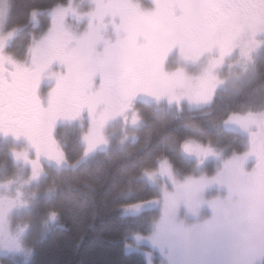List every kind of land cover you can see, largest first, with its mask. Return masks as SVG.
<instances>
[{
    "label": "rangeland",
    "instance_id": "rangeland-1",
    "mask_svg": "<svg viewBox=\"0 0 264 264\" xmlns=\"http://www.w3.org/2000/svg\"><path fill=\"white\" fill-rule=\"evenodd\" d=\"M228 2L241 7L236 10L226 9L219 18L225 21L226 26L230 24L238 29V41L219 63L210 66V59L219 57L215 48L193 60L185 58L179 47L174 46L164 59L163 66L166 71L182 70L185 76L190 77L172 91V94L180 96L178 103L175 100L169 102L167 94L157 99L154 95L140 92L138 96L131 98L130 107L100 123L105 108L115 111L121 106L122 102L114 90L111 103L97 105L92 113L85 107L77 117L57 118L52 125L50 140L41 138L39 151L24 135L14 137L11 133H0V145L8 149L16 166L15 173L10 177L0 172V264H17L28 260L33 251L27 241L30 233L35 231L39 238L53 222L54 218L49 216L38 229L32 226L31 216L36 200L47 193L42 192L39 187L46 175L45 170L60 171L67 166L62 149L66 139L79 133L83 154L80 162H84L108 148H122L126 143L134 141L135 132L142 125L139 104L152 106L156 110L172 107L177 111L183 107L200 110L211 106L219 92L232 93L252 78L255 60L264 50V30L255 33V40L260 43L250 55H245V41L251 34L247 18L258 11H264V4L260 0ZM132 3L142 10L156 7V0H132ZM61 8L75 10V14L73 11L64 13L62 26L54 22V13ZM94 8V0H70L68 4L50 9L46 13L47 26L38 35H30L25 56L20 58L7 50L9 46H13L12 39L18 33L16 30L7 31L4 23L10 9V0H0V52L24 66L34 68V61L39 62L46 58L45 54H49L51 47L63 38V30L73 37L69 41V47L75 46L77 40L89 30L90 18L84 13ZM111 19L113 18L109 16L104 17L106 27L100 29L102 39L95 44L96 53H103L105 41L112 43L117 39ZM114 19L119 23L118 16ZM32 23L38 25L35 14L32 16ZM95 23L93 20V24ZM201 27V22L197 21L193 24V31L198 32ZM0 68L4 69L0 75L11 79L8 72L13 65L7 59L0 62ZM209 70L214 79L211 86L204 89L206 99L190 101L182 95H196L200 90L198 78ZM65 71V66L53 59L45 74L40 77L36 91L42 105L47 106L49 92L56 84L55 77L48 73L63 74ZM100 84L101 75L97 72L92 76L90 91H97ZM227 121L228 124L243 125L246 129L241 152H224L210 144L187 141L182 145L181 153L187 164L192 165V171L182 173L164 158L156 163L154 169L143 173L142 179L158 193V198L152 205L156 212L142 221L144 233L136 232L129 236L130 242L125 245L126 253L141 256L146 264H264V225L257 215L260 209L251 193L250 185L241 184V194L234 193L229 198L228 185L223 182L229 177L240 176L236 169L238 157H243L241 166L244 173L257 170L258 160L264 157V107L252 113L232 114ZM89 136L99 137L92 147L86 139ZM49 144L54 149L53 156L45 154ZM185 144L189 145L190 151L185 150ZM197 145L211 147L212 152L206 155L198 152ZM32 161L36 162V166ZM205 179L211 182L205 183L198 193V205H190L187 195L190 184L201 183ZM173 199L177 203L175 211L171 212L168 209ZM213 201L217 202L215 211L212 207Z\"/></svg>",
    "mask_w": 264,
    "mask_h": 264
},
{
    "label": "trees",
    "instance_id": "trees-1",
    "mask_svg": "<svg viewBox=\"0 0 264 264\" xmlns=\"http://www.w3.org/2000/svg\"><path fill=\"white\" fill-rule=\"evenodd\" d=\"M69 2L10 0L5 27L19 31L7 48L9 53L23 58L30 35L47 26L46 13ZM34 14L37 27L32 23ZM254 67L251 79L232 93L219 92L204 109L156 110L139 104L142 125L134 141L122 148L111 147L80 162L79 133L66 139L62 149L67 166L60 171L45 168L39 187L47 193L36 200L31 216L32 226L38 229L49 216L54 220L39 238L35 231L30 233L32 255L17 264H146L141 256L125 252L129 236L144 233L142 221L156 212L152 205L158 193L142 179L143 173L164 158L182 173L192 171L181 153L187 141L241 152L246 129L227 120L232 114L264 107V50ZM15 171L8 149L0 145V172L10 177Z\"/></svg>",
    "mask_w": 264,
    "mask_h": 264
},
{
    "label": "snow or ice",
    "instance_id": "snow-or-ice-1",
    "mask_svg": "<svg viewBox=\"0 0 264 264\" xmlns=\"http://www.w3.org/2000/svg\"><path fill=\"white\" fill-rule=\"evenodd\" d=\"M260 2L264 4V0ZM94 3L95 8L84 13L90 18L89 30L77 40L76 45L69 47L73 37L63 30V38L51 47L46 58L34 61V68L24 66L0 52V62L7 59L13 65L8 72L11 79L0 75V94L14 102L0 108V133H11L14 137L24 135L39 151L41 138L50 140L52 125L57 118L77 117L85 107L92 113L97 105L111 103L114 90L122 102L121 106L115 111L105 108L100 123L130 107L131 98L138 92L154 95L157 99L167 94L169 102L175 100L178 103L180 96L172 94V91L190 77L185 76L182 70L168 72L164 69V59L169 50L178 46L185 58L195 60L215 48L219 57L210 59V66H214L238 41V29L230 24L226 26L225 21L219 18L225 9L236 10L241 7L228 0H156V7L151 10L140 9L132 0H94ZM67 11L75 14V10L61 8L54 13V22L62 26L63 15ZM105 16L113 18L110 22L117 33V39L112 43L105 41L103 53H96L95 44L102 39L100 29L106 27ZM117 16L119 23L114 19ZM197 21L201 22L202 27L194 32L193 24ZM247 23L251 34L245 41L244 54L250 55L260 43L255 40V33L264 30V11L248 17ZM53 59L62 63L66 71L63 74L48 73L55 77L56 84L49 92L47 106H44L36 89L40 77L45 74ZM2 71L4 69L0 68ZM97 72L101 75V84L97 91L91 92L92 76ZM198 79L200 90L196 95L182 93L190 101L206 99L204 89L211 86L214 77L209 70ZM95 127L98 128V125ZM86 139L92 147L99 137L89 136ZM196 147L198 152L205 155L212 152L211 147ZM184 148L186 151L191 150L188 144ZM45 154L54 155L51 144ZM242 160V156L236 160L240 176L229 177L223 182L228 185L229 198L234 193L241 194V184L250 185L260 209L257 215L264 225V157L258 160L257 170L251 173L243 172ZM31 163L36 166L35 161ZM209 182L205 179L201 183L190 184L187 191L190 205H198V193ZM176 203L173 199L168 210L174 212ZM212 207L215 211L217 202L213 201Z\"/></svg>",
    "mask_w": 264,
    "mask_h": 264
},
{
    "label": "flooded vegetation",
    "instance_id": "flooded-vegetation-1",
    "mask_svg": "<svg viewBox=\"0 0 264 264\" xmlns=\"http://www.w3.org/2000/svg\"><path fill=\"white\" fill-rule=\"evenodd\" d=\"M226 12V9L224 10ZM229 15V14H228ZM44 48L45 50L47 49V47L44 45ZM44 50V51H45ZM48 53L45 54V56L47 57ZM140 92H138L135 96H138ZM0 108H3V106L6 104V103H14L12 101V99L10 98V100L8 101V99L6 100L1 94H0Z\"/></svg>",
    "mask_w": 264,
    "mask_h": 264
}]
</instances>
